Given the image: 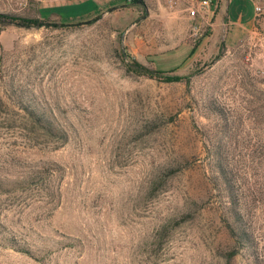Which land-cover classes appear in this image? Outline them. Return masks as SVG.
<instances>
[{
    "label": "rangeland",
    "instance_id": "obj_1",
    "mask_svg": "<svg viewBox=\"0 0 264 264\" xmlns=\"http://www.w3.org/2000/svg\"><path fill=\"white\" fill-rule=\"evenodd\" d=\"M83 1L0 0L58 24H0V264H264V0L214 44L191 0Z\"/></svg>",
    "mask_w": 264,
    "mask_h": 264
},
{
    "label": "crops",
    "instance_id": "obj_2",
    "mask_svg": "<svg viewBox=\"0 0 264 264\" xmlns=\"http://www.w3.org/2000/svg\"><path fill=\"white\" fill-rule=\"evenodd\" d=\"M185 0H181V3L183 4ZM215 3L213 7L211 8L208 16V23L206 20H202L201 17H198L196 19L188 18L191 21V24L194 26H198L199 30L205 28L208 32V36L205 37L204 41L205 43L214 44L215 37L219 35V33L224 34L225 29L229 28V26H237L241 29L242 33L247 30L248 27H250L253 24V19L251 18V15L249 17L244 18V10L241 7H238L237 4L234 2L232 4V0H213ZM123 0H84L81 4L78 5V9L73 12L74 15H79L82 17L91 15L92 13L98 11L99 9H102L103 7H106L107 5H116L121 4ZM183 6V5H182ZM257 8V5L255 6V9ZM233 10V15H231L230 10ZM184 13V12H183ZM181 18H186V14H180ZM188 20V23H189ZM221 31V32H219ZM240 33V32H239ZM210 34V35H209ZM226 39V35H223V40ZM196 52V51H195Z\"/></svg>",
    "mask_w": 264,
    "mask_h": 264
},
{
    "label": "trees",
    "instance_id": "obj_3",
    "mask_svg": "<svg viewBox=\"0 0 264 264\" xmlns=\"http://www.w3.org/2000/svg\"><path fill=\"white\" fill-rule=\"evenodd\" d=\"M99 17L100 16H95L94 18L89 20V22H95L97 19H99ZM0 24L1 25H17V26H23V27H36V28H40L43 26H50V27L58 26V24L56 23H49L47 20H43L39 18L16 16L14 14L1 13V12H0ZM62 25H68V24H62ZM72 25H75V24H72ZM194 54H195V50H192L188 58H186L185 62L190 61L192 57L194 56ZM131 67H135L139 69L140 71H143L145 74H148L149 77H164V75L166 74V72L164 71L147 69L145 68V66H143L142 64L136 61L132 62ZM163 79H165V81H168V82H173V81L180 80V77L168 75V77L165 76ZM29 109L30 108H27V110L33 114L32 117L35 119V121L39 122V124H42V127L45 130L51 133L55 131V127L50 120L46 119L43 115L38 114V112H35V111L33 112L31 109L30 110Z\"/></svg>",
    "mask_w": 264,
    "mask_h": 264
},
{
    "label": "built area",
    "instance_id": "obj_4",
    "mask_svg": "<svg viewBox=\"0 0 264 264\" xmlns=\"http://www.w3.org/2000/svg\"><path fill=\"white\" fill-rule=\"evenodd\" d=\"M213 0H191L190 5L187 9L188 15L191 19H196L198 17H201L202 20H206L208 23V16L211 8L214 5ZM256 11H260V8L257 7ZM199 27L193 26V31L198 33Z\"/></svg>",
    "mask_w": 264,
    "mask_h": 264
},
{
    "label": "water",
    "instance_id": "obj_5",
    "mask_svg": "<svg viewBox=\"0 0 264 264\" xmlns=\"http://www.w3.org/2000/svg\"><path fill=\"white\" fill-rule=\"evenodd\" d=\"M116 7H112L109 9L110 12L114 11ZM147 16H142L141 18H138L134 23L130 24L122 33L121 35V50L122 53L125 54V41L128 32L131 30L132 27H134L136 24H138L141 20L145 19Z\"/></svg>",
    "mask_w": 264,
    "mask_h": 264
}]
</instances>
